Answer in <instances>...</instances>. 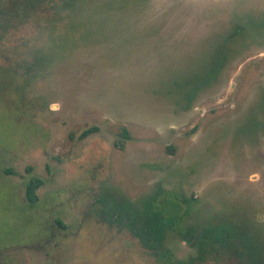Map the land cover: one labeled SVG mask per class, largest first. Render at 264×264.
<instances>
[{
	"label": "rangeland",
	"instance_id": "1",
	"mask_svg": "<svg viewBox=\"0 0 264 264\" xmlns=\"http://www.w3.org/2000/svg\"><path fill=\"white\" fill-rule=\"evenodd\" d=\"M1 1L0 264H264V0Z\"/></svg>",
	"mask_w": 264,
	"mask_h": 264
},
{
	"label": "trees",
	"instance_id": "2",
	"mask_svg": "<svg viewBox=\"0 0 264 264\" xmlns=\"http://www.w3.org/2000/svg\"><path fill=\"white\" fill-rule=\"evenodd\" d=\"M1 1V0H0ZM4 1V0H3ZM33 2H36L35 0ZM2 3V1H1ZM93 129L85 130L80 138L85 139L89 135H91ZM43 185V181L41 179H32L27 184V199L30 203H35L37 201V190ZM163 197L151 200L145 205L144 209V217L141 220L144 222L143 228H141V232L138 234L142 239L144 244H146L147 248H151L153 246L163 247L164 241L166 238V231L169 229H175V225H177V218L175 220L172 219L173 223H169L166 221V217L164 215L163 209H160V200ZM140 214V213H139ZM179 222V221H178ZM177 223V224H176ZM176 230V229H175ZM191 229V228H183L185 233V240L193 247H202V249H198L200 253V257L198 260H202L207 252L208 247H213L215 244L220 243L221 241L224 243L233 242L236 239L234 236H228L224 234V232L219 228H211V229ZM178 231V230H177ZM220 232V233H219ZM219 233V234H218ZM220 237V238H219ZM157 250V249H156ZM162 252L155 251L156 255L160 256L162 259H172L173 256L169 250L160 249ZM243 255L246 253L243 252ZM240 258V264H242L243 257L238 255ZM238 258V259H239ZM196 260V259H195ZM172 263V262H171ZM177 264H185L184 262L176 261ZM189 264V262L187 261Z\"/></svg>",
	"mask_w": 264,
	"mask_h": 264
}]
</instances>
